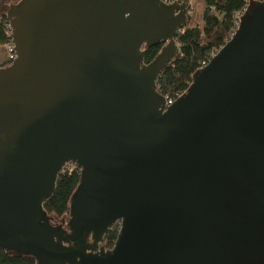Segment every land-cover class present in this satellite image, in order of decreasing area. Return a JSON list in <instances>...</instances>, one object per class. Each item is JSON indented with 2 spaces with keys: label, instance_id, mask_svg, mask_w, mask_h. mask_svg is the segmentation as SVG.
<instances>
[{
  "label": "water",
  "instance_id": "95a60500",
  "mask_svg": "<svg viewBox=\"0 0 264 264\" xmlns=\"http://www.w3.org/2000/svg\"><path fill=\"white\" fill-rule=\"evenodd\" d=\"M190 13L163 0L9 6L0 250L37 264H264V1L249 0L233 36L166 107L157 80ZM68 164L80 183L64 228L43 204Z\"/></svg>",
  "mask_w": 264,
  "mask_h": 264
},
{
  "label": "trees",
  "instance_id": "16d2710c",
  "mask_svg": "<svg viewBox=\"0 0 264 264\" xmlns=\"http://www.w3.org/2000/svg\"><path fill=\"white\" fill-rule=\"evenodd\" d=\"M20 0H0V48L10 44L11 32L6 10ZM166 3L182 1L191 6V0H163ZM203 9L200 20L192 24L189 14L187 25L175 36L179 48L178 57L170 62L157 80V91L165 100L175 101L185 94L192 83V76L206 66L211 58L225 45L237 29L240 16L249 0H201ZM263 2L264 0H255ZM163 44H155L145 51L143 63L149 64L160 53ZM11 64V63H10ZM10 64H0L6 67ZM80 183L79 171L64 168L58 175L53 196L43 204V209L54 221L69 218V203ZM56 224V222H55ZM119 224H115L104 236L102 245L112 249L119 237ZM0 264H37L30 256H16L0 250Z\"/></svg>",
  "mask_w": 264,
  "mask_h": 264
},
{
  "label": "rangeland",
  "instance_id": "374dc122",
  "mask_svg": "<svg viewBox=\"0 0 264 264\" xmlns=\"http://www.w3.org/2000/svg\"><path fill=\"white\" fill-rule=\"evenodd\" d=\"M191 3L193 5V7L191 9L190 14L193 16L192 24H194L195 22H198L200 20V14L202 11L200 12L201 7H200V3L198 2V0H191ZM9 58H10L9 48L7 46H2L0 48V64H3V63H6L7 65L10 64ZM71 167L75 168V166L73 164H68V165H66L65 168H71ZM55 222H56V224L62 225L65 228L67 219H64L62 221L58 220V222L54 221L52 224L54 225Z\"/></svg>",
  "mask_w": 264,
  "mask_h": 264
},
{
  "label": "built area",
  "instance_id": "2783aa9c",
  "mask_svg": "<svg viewBox=\"0 0 264 264\" xmlns=\"http://www.w3.org/2000/svg\"><path fill=\"white\" fill-rule=\"evenodd\" d=\"M10 36H11V32L9 34V38H10ZM6 46L9 48V54H10L9 63H12L15 60L16 55L14 53V45L12 43L11 38H10V44H8ZM173 103H174V101H172V100H166V107L172 105Z\"/></svg>",
  "mask_w": 264,
  "mask_h": 264
},
{
  "label": "crops",
  "instance_id": "0c3cea01",
  "mask_svg": "<svg viewBox=\"0 0 264 264\" xmlns=\"http://www.w3.org/2000/svg\"><path fill=\"white\" fill-rule=\"evenodd\" d=\"M198 2L200 3V7H201V10H200V12L202 11V9H203V5H202V1L201 0H198ZM191 5H192V3H190ZM192 7H193V5H192Z\"/></svg>",
  "mask_w": 264,
  "mask_h": 264
}]
</instances>
